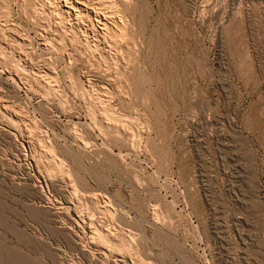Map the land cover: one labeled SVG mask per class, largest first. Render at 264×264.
I'll use <instances>...</instances> for the list:
<instances>
[{"label":"rangeland","instance_id":"374dc122","mask_svg":"<svg viewBox=\"0 0 264 264\" xmlns=\"http://www.w3.org/2000/svg\"><path fill=\"white\" fill-rule=\"evenodd\" d=\"M101 1L0 0V264H264V0Z\"/></svg>","mask_w":264,"mask_h":264},{"label":"bare ground","instance_id":"6f19581e","mask_svg":"<svg viewBox=\"0 0 264 264\" xmlns=\"http://www.w3.org/2000/svg\"><path fill=\"white\" fill-rule=\"evenodd\" d=\"M67 1H70L69 2V6H68V4H67V6H66V8H67V10L69 11H73V12H75V14L76 15H82V16H87L88 18H92V15H96L97 17H99V23L102 25V27H103V29L106 31L109 27V22H108V20H110V19H108L109 18V16L107 15V14H104V13H102V11L104 12L105 11V8H101L100 7V9L99 8H97L95 5H94V3L92 2V0H67ZM103 1V0H102ZM101 1V2H102ZM111 0H108V2H110ZM62 3H64V2H62ZM68 3V2H67ZM99 3V2H98ZM103 3H104V1H103ZM106 3V2H105ZM105 3H104V5H105ZM66 4V3H65ZM96 4V3H95ZM100 4V3H99ZM103 5V4H102ZM106 6H107V4H106ZM99 7V6H98ZM103 7V6H102ZM63 8V7H62ZM114 9V8H113ZM64 12V11H63ZM72 13V12H71ZM70 13V14H71ZM71 16V15H70ZM95 16V17H96ZM78 17H81V16H78ZM115 17V16H114ZM4 18V17H3ZM76 18V17H75ZM110 18H112V16H110ZM2 19V18H1ZM80 19V18H79ZM96 20L98 21V18H96ZM4 21V20H3ZM6 21V20H5ZM113 21V20H112ZM111 21V22H112ZM1 22H2V20H1ZM5 25V24H4ZM112 25V24H111ZM7 26V25H6ZM120 26V25H119ZM117 27V26H116ZM97 29V28H96ZM111 29V28H110ZM116 29H118V28H116ZM109 30V29H108ZM104 31V32H105ZM117 31H119V30H117ZM121 31V30H120ZM6 33V32H5ZM102 33V32H101ZM109 33V32H108ZM111 33V32H110ZM115 33V32H114ZM111 35V34H110ZM105 36V35H104ZM115 41V40H114ZM11 48V47H10ZM24 53V52H23ZM73 63V62H72ZM22 66V65H21ZM41 75V74H40ZM42 76H43V74H42ZM42 78V77H41ZM47 78V77H46ZM45 78V79H46ZM39 79V78H38ZM41 83V82H40ZM50 83V82H49ZM48 83V84H49ZM50 87V86H49ZM48 87V88H49ZM52 88H50V90H51ZM105 92V91H104ZM93 99V98H92ZM4 108H6L5 106H4ZM113 115V114H112ZM108 119V118H107ZM23 122V121H22ZM116 123V122H115ZM17 126V125H16ZM124 128V127H123ZM97 203V202H96ZM105 206L106 205H104L103 207L105 208ZM99 207V206H98ZM99 209H100V207H99ZM100 211H102V209L100 210ZM106 211V210H105ZM103 212V211H102ZM92 232V231H91ZM97 232V231H96ZM95 232V233H96ZM100 233H98V235H99ZM97 235V234H96ZM105 235V234H104ZM101 236V235H100ZM103 236V235H102ZM96 237V236H95ZM98 237V236H97ZM100 238V237H99ZM103 238V237H102ZM92 239H95V238H92ZM104 239V238H103ZM97 240V239H96ZM94 242V241H93ZM107 242V241H106ZM105 243V242H104Z\"/></svg>","mask_w":264,"mask_h":264}]
</instances>
